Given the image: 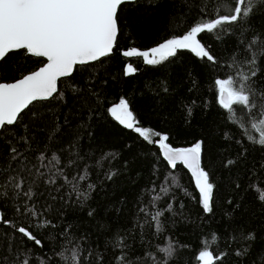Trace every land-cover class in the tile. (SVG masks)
<instances>
[{"label": "trees", "instance_id": "trees-1", "mask_svg": "<svg viewBox=\"0 0 264 264\" xmlns=\"http://www.w3.org/2000/svg\"><path fill=\"white\" fill-rule=\"evenodd\" d=\"M204 4L208 7L201 11ZM214 10V0H189L187 6L183 0H139L136 5L123 6L120 34L112 53L88 65L75 66L71 76L58 81V93L54 98L35 101L21 113L24 123L35 131L40 149H44L48 141L46 132L37 129L59 127V138L46 151L49 157L53 150L57 151L61 157L57 167H64L68 159L67 151H61V146L67 150L77 132L82 136L71 149L78 150L82 159L77 160L72 169L65 167V171L76 172L78 165L82 173L83 166L89 165V182L96 187L86 205L70 213L67 221L74 223L72 231L76 236L86 235L87 242L98 245L99 250H104L106 240L119 235L128 245L125 251L135 264H152L145 253H152L160 260L162 254L157 251L158 246L167 248L169 245L176 250L171 264H199L197 257L201 250L211 251L214 256L227 253L215 264H264V203L257 199L258 190H264V167H261L264 150L249 143L250 139L264 134L259 122L264 118L261 115L264 99L260 95L264 91V57L258 60L257 74L250 81L257 94L255 106L240 117L243 125L230 122L232 114L219 104L215 84L217 79H232L233 86L239 87V81L250 75L252 67L245 62L249 57L243 45L235 59L233 53L237 51L239 39L250 38L254 33L264 34V5L244 26L251 31L225 25L233 31L223 33L222 40L208 33L198 35L202 45L209 46L215 63L198 58L189 50H178L176 56L155 65L144 63L142 56L123 55L124 51L142 52L169 38H180L201 18H211ZM43 62L42 58L20 60L13 70L0 77V81H13ZM129 67L132 68L130 73ZM87 82L103 89V103L99 107L95 103L92 105L90 121L89 110L82 107L81 100L70 87L83 89ZM121 99L128 103L136 126L152 133L153 143L144 141L138 133L124 128L108 114L106 110ZM188 107L192 110L191 116H187ZM233 108L240 115L241 106L233 105ZM81 123L89 126L79 128ZM225 133L231 136L230 140H225ZM161 135L168 137L166 143L172 147L202 142V167L210 173L214 185L211 213L203 212L195 182L182 166L178 164L172 169L159 155L156 141ZM237 140L241 143L237 144ZM106 154L112 155L104 159ZM230 158L237 162L225 167ZM110 170L116 172L111 180L106 176ZM86 183L81 184L82 189ZM173 183L178 186L171 187ZM161 185H168L170 192L158 207L172 203L175 214L165 213L159 234L147 226L143 230L134 227L137 219L143 222V214L138 216L139 208L148 204ZM92 209L94 214L90 217L87 213ZM3 211L5 220L11 218V208ZM20 223L28 227L27 222ZM32 231L44 244L43 250L35 248L36 253L46 252L58 264H72V245L57 238L62 227L42 233ZM249 233L254 234V240L244 238ZM19 235L0 225V244L5 250L9 241L18 244ZM245 249L248 250L246 254L235 255L236 251L244 252ZM116 254L118 250L109 249L105 264H110Z\"/></svg>", "mask_w": 264, "mask_h": 264}, {"label": "snow or ice", "instance_id": "snow-or-ice-1", "mask_svg": "<svg viewBox=\"0 0 264 264\" xmlns=\"http://www.w3.org/2000/svg\"><path fill=\"white\" fill-rule=\"evenodd\" d=\"M188 2L189 0H183L185 6ZM138 3L139 0H0V77L13 70L20 60L46 59V63H42L38 70L25 74L14 82L0 81V225L20 234L17 245L9 241L5 250L3 244H0V264H58L46 252H35L36 247L43 250L44 244L32 229L42 233L59 227H62V231L57 233V238L72 245V264H105L109 249L113 252L118 250L110 264H135L125 251L128 245L119 235L113 240H106L104 250H99L98 245L93 246L87 242L86 235L76 236L72 231L74 223L67 221L70 213L86 205L96 187L89 182V165L83 166L82 173L78 165L76 172L65 171V167L72 169L77 160L82 159L78 150H71L82 139L79 132L69 141L67 150L61 146V151H67L68 159L64 167H57L61 164L57 151L53 150L51 157L46 155V151L59 138V127L37 129L46 132L48 141L44 149H40L35 131L32 126L24 123L21 113L35 101L54 98L58 93V81L62 77L71 76L75 66L88 65L109 56L120 34V12L123 11V6ZM261 5H264V0H214L215 10L211 18H201L181 38H169L151 49V53L133 50L124 51L123 55L142 56L144 63L155 65L176 56L178 50H189L196 57L215 63L216 58L208 50L209 46L202 45L198 35L208 33L222 40L223 33L233 31L225 25H235L242 30L251 31L244 26ZM207 7L204 4L201 11ZM241 45L249 57L245 62L252 67L250 75L239 81V87L233 86L232 79L215 81L219 104L232 114L230 122L237 126L244 124L240 117L245 110L255 106L257 93L250 81L257 74L255 66L258 60L264 57V34L254 33L250 38L239 39L233 59ZM127 71L130 73L132 68L129 67ZM70 87H73L74 95L81 100L82 107L89 110L90 121L92 105L95 103L99 107L103 103V89H97L90 82L83 89L72 85ZM260 95L264 99V91ZM233 105L241 106L240 115ZM106 111L124 128L135 131L144 141L153 143L150 139L152 133L136 126L135 117L124 99ZM191 114L192 110L188 107L187 116ZM261 115L264 117V112ZM259 122L261 132L264 133V118ZM88 126L81 123L78 127ZM224 138L230 140L231 136L225 133ZM167 140L166 135L160 136L159 155H162L167 166L172 169L181 164L191 173L199 193L198 203L204 213H211L214 185L210 181V173L202 167V142L198 141L187 148H173L166 143ZM236 143L240 144L241 141L237 140ZM249 143L264 150V134L258 139H250ZM109 155L112 154H106L104 159ZM240 155L243 156L244 153ZM236 162L230 158L225 167L233 166ZM115 175L116 172L111 170L106 174L109 180ZM85 182L86 187L82 189L81 184ZM177 186L173 183L171 187ZM169 192L168 185H161L159 192L152 196L148 204L139 208L138 216L143 214V222L137 219L134 227L143 230L147 226L159 234L163 228L161 218L167 212L175 214L172 203L163 208L158 207ZM257 199L264 203V190H258ZM228 203L231 204L232 201ZM6 207L12 209V216L7 220L4 219L3 211ZM87 214L93 216L94 209ZM20 221L27 222L28 227L23 226ZM49 236H52V232ZM244 238L254 240L255 236L249 233ZM50 250L55 254L52 246ZM157 251L162 254L160 260L152 253H145L144 256L150 258L152 264H171V260L176 258V250L171 245L167 248L158 246ZM247 251H236L235 255L241 256ZM226 255L225 252L214 256L211 251L201 250L197 259L201 264H215L216 260L222 261ZM136 259L140 260V257Z\"/></svg>", "mask_w": 264, "mask_h": 264}, {"label": "water", "instance_id": "water-1", "mask_svg": "<svg viewBox=\"0 0 264 264\" xmlns=\"http://www.w3.org/2000/svg\"><path fill=\"white\" fill-rule=\"evenodd\" d=\"M43 60H44V62L43 63H46V59L45 58H42ZM42 66V64L39 66V67H41ZM39 67H37L35 70H33V71H31V72H34V71H36V70H38L39 69ZM31 72H28V73H26V74H30ZM25 75V74H24ZM19 78H22V76L21 77H19ZM19 78H17V79H19ZM63 78V77H62ZM17 79H15V80H17ZM15 80H13V81H10V82H14ZM218 100H219V92H218ZM158 144H159V140L158 141H156V145L158 146ZM168 144V143H167ZM170 146V145H169ZM172 147V146H171ZM187 147H191V146H182V147H173V148H187ZM159 148V147H158ZM161 150L159 149V152H160ZM161 157H162V155H161ZM163 158V157H162ZM166 162V161H165ZM167 163V162H166ZM181 165V164H180ZM182 166V168L188 173V175L192 178V176H191V173L186 169V168H184V166L183 165H181ZM193 179V178H192ZM194 181V180H193ZM199 264H201V263H199Z\"/></svg>", "mask_w": 264, "mask_h": 264}, {"label": "rangeland", "instance_id": "rangeland-1", "mask_svg": "<svg viewBox=\"0 0 264 264\" xmlns=\"http://www.w3.org/2000/svg\"><path fill=\"white\" fill-rule=\"evenodd\" d=\"M181 38V37H180ZM159 46V45H158ZM158 46H156V47H158ZM154 48V47H153ZM153 48H151V49H153ZM151 49H148V50H146V51H148L149 53H151ZM133 51V50H132ZM143 52V51H142ZM143 58V57H142ZM144 59V58H143Z\"/></svg>", "mask_w": 264, "mask_h": 264}]
</instances>
